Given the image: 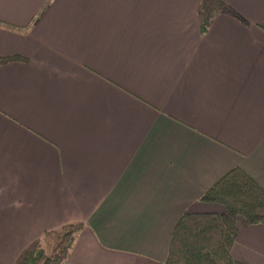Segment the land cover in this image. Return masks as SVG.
I'll return each mask as SVG.
<instances>
[{
	"label": "crops",
	"instance_id": "1",
	"mask_svg": "<svg viewBox=\"0 0 264 264\" xmlns=\"http://www.w3.org/2000/svg\"><path fill=\"white\" fill-rule=\"evenodd\" d=\"M0 0V264L81 222L62 264H163L234 167L264 189V0ZM264 264V224L230 249Z\"/></svg>",
	"mask_w": 264,
	"mask_h": 264
},
{
	"label": "trees",
	"instance_id": "2",
	"mask_svg": "<svg viewBox=\"0 0 264 264\" xmlns=\"http://www.w3.org/2000/svg\"><path fill=\"white\" fill-rule=\"evenodd\" d=\"M221 10L248 25L228 4L219 1L209 7L201 23V32L210 24L214 10ZM26 61L19 55L0 57V67ZM200 201L221 204L222 213H183L172 230L163 264H242L233 259L230 249L237 234V220L244 225L264 224V189L242 168L234 167L199 197ZM81 222L66 223L45 231L20 257L17 264H62L68 257Z\"/></svg>",
	"mask_w": 264,
	"mask_h": 264
},
{
	"label": "rangeland",
	"instance_id": "3",
	"mask_svg": "<svg viewBox=\"0 0 264 264\" xmlns=\"http://www.w3.org/2000/svg\"><path fill=\"white\" fill-rule=\"evenodd\" d=\"M217 2H218V0H207L206 5H207V7H209V6L216 7L217 6Z\"/></svg>",
	"mask_w": 264,
	"mask_h": 264
}]
</instances>
